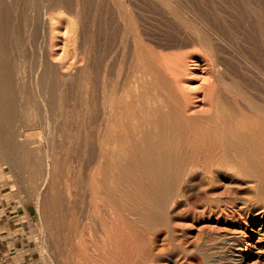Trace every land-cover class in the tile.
I'll return each mask as SVG.
<instances>
[{"label":"bare ground","instance_id":"1","mask_svg":"<svg viewBox=\"0 0 264 264\" xmlns=\"http://www.w3.org/2000/svg\"><path fill=\"white\" fill-rule=\"evenodd\" d=\"M88 1L41 0L37 22L51 47L29 76L13 23L18 18L10 17L12 0H0V168L8 167L14 182L21 173L24 183L36 181L31 199L37 210L20 209V203L0 208L7 254L21 263L32 238L40 256L25 264H178L179 252L165 255L158 247L176 240L172 225L181 205L200 223L216 214L217 220L239 216L263 226L264 0H240L252 6L250 40L261 43L251 53L249 35L234 17L202 13L196 0H96L98 18L92 24H87ZM28 22L30 34L36 20ZM62 23L73 24L83 36L80 52L86 46L89 59L90 47L99 49L100 108L83 98L92 67L77 64L80 57L75 52L69 57L65 48L55 58L53 41ZM199 70L206 75L197 87L189 80ZM242 73L257 77L260 94ZM76 89L79 110L66 104ZM86 120L96 122L98 138L95 143L85 138L83 157L71 163L68 146L61 157L29 131L52 126L53 136L65 135L64 146L79 143ZM63 166L69 168L64 174ZM217 190L235 194L228 201ZM79 193L83 214L75 205ZM25 220L32 227L28 237ZM220 239L217 249L238 245L230 261L227 254L223 259L240 264L246 239L228 233ZM216 256L206 262L218 264Z\"/></svg>","mask_w":264,"mask_h":264},{"label":"rangeland","instance_id":"2","mask_svg":"<svg viewBox=\"0 0 264 264\" xmlns=\"http://www.w3.org/2000/svg\"><path fill=\"white\" fill-rule=\"evenodd\" d=\"M219 1H222V2H219ZM12 2H13V4H12ZM12 2H10L11 5H10V3H8L9 4L8 6L9 7L11 6V8H12L11 11L14 12V13L11 12L14 15L10 14V17L13 18L15 16L14 18H18V19L20 18L19 20L17 19V22L15 21L13 23H14V27L18 28V29L16 28L18 30L16 34L20 40L19 45H20V50H22L21 53L23 54V52H24L23 63L25 65V73H28V71H30L28 75L30 76V74H31V76H32L34 74L33 73L34 71L31 69V67H33V68L36 67L37 63H38V61H36V60H39V57H41L42 54H43V57H46V52H48L50 47H51L50 46L48 48V45H50L49 44V38L46 35V33H44V31H42V29L39 28L40 23L37 22L38 18L41 16V13L39 10L41 7V0H15V1L12 0ZM196 2L199 4V6L201 8L200 12H202V13H205L206 11L209 12V10H210L209 14H211L213 12L214 14L222 16V17H225V16H228L231 18L234 17V18H232V20L234 19L233 20L234 24H236V25L239 24V27H241V29L245 30L244 34L246 36L249 35L248 37H245V35H244V37L247 40V41L245 40L246 43L249 44L248 45L249 47H247V48H248V51L250 53H251L252 48H254V47L258 48L260 46V44H261L260 41L257 44L258 41L255 40L254 38H252L250 40V34L253 33L251 30V27H255V25L252 23V17H251L252 6L250 7L251 4L250 5L244 4V3L240 4L241 3L240 0L239 1L238 0H230V1L229 0H227V1H225V0H196ZM217 2H218V4H217ZM88 3H89L88 4L89 6L87 7V13H86L87 21H88L87 24H92L94 22V19L98 18V11H96V9H95L96 8V6H95L96 0H89ZM209 4H211V6ZM239 4L242 6H240ZM13 6L17 7V8H14ZM203 6L208 7V10H206V8ZM210 7H211V9H209ZM214 7H216L217 9H214ZM219 7H220V9H219ZM14 9L15 10L17 9V10L15 11ZM249 10H251V11H249ZM17 11L19 12V14ZM229 15H232V16H229ZM18 16H20V17H18ZM66 17H69L70 19H74V17L72 15H69V16L66 15ZM31 18H34L36 20V24H35L36 27L34 26L32 33L28 34L25 30L27 28H29V26L30 27L33 26L32 24H29V22H28ZM231 18H229V19H231ZM24 20L25 21L27 20V22H25ZM239 21H240V23H239ZM13 23H11L10 25L13 26ZM24 23H28V24H24ZM241 23H244V25H243L244 28L240 25ZM246 23L247 24L249 23V24L247 25ZM260 25L262 27H264L263 24H260ZM245 26H247V27H245ZM248 26H249V28H248ZM67 29H69V30L67 31ZM66 31H67V33H66ZM63 33H66V35L65 34L63 35ZM246 33H248V35ZM57 34H59V35L53 41L54 42V49H55L54 52L58 51L57 54L55 55V58L59 59V57L62 56L61 54L63 53V49L65 48L66 52L68 51V53H69V57L72 55L74 56L75 53L78 55L77 58L80 57V58H78L79 60H78L77 64L90 65L92 67V70L90 69L91 72L89 71L90 75H91L90 80L89 81L85 80L86 82H85V84H83V98L88 97L89 100H95V102L92 103V106L94 108H100L98 106H100L101 104L98 101H100V99H101L100 93L102 92L103 87L101 84L102 78L100 76V73L102 70L100 69L101 59L99 61V55H98L99 49L96 46L90 47L91 49L93 48L92 49V58H90V59L87 57V55L89 53V49H87L86 46L83 47V53H81L80 51H81L82 46H83V36L80 37L78 35V32H76V31L74 32L73 24L68 25V28H67L66 24L62 23L60 30ZM65 38H67V39H65ZM248 39L250 41H248ZM245 41L243 43L244 44L243 49L247 50V48H244V46H247V45H245L246 44ZM252 42H253V45H252ZM254 42L257 45L255 44V46H254ZM74 48H76V50ZM69 50H70V52H69ZM72 50H74V51H72ZM71 52H73V53L75 52V53L71 55L70 54ZM84 52H86V53H84ZM95 53H97V54H95ZM109 71L113 72L111 65L109 67ZM197 72H198V74L194 75L191 78V80H189V82L192 83V85H197V87H198L203 82L202 74L206 75V72L204 73L201 70H199ZM242 75H244L243 76L244 79L245 78L249 79V80L245 79L246 82L247 81L249 82L250 79H252V80L254 79L253 82L251 80V85L252 86L254 85L252 92L254 90V92L255 91L258 92L257 95L260 94L261 91H259V88L261 87V85H259V87H258L257 83L256 84L254 83V82L258 81L257 77L255 78L251 73H245V74L242 73ZM245 75H246V77H245ZM28 82L30 83L31 81H28ZM29 83H28L29 88L34 90L35 87H32V86H34L33 82H32L33 85L29 84ZM249 84H250V82H249ZM258 84H260L259 81H258ZM254 88L255 89L258 88V89L255 90ZM80 89H82V88H80ZM199 90L203 91L202 89H199ZM35 91L36 90H34V92ZM76 91H77V89L75 90V92L70 91L69 95L72 97L68 98V99H70V98L71 99L68 100L69 102L67 101L66 104L69 103V106L71 105L70 108L73 107V105L75 104L74 108L76 107V110H77V108L79 110L80 104H79V106H77V104L79 102L78 99H80V98H79L78 94L76 93ZM35 95L38 98V93L37 94L35 93ZM201 96H202V94H201ZM76 98H78V99L76 100ZM74 100H76V101H74ZM39 105L37 103L36 106H38L40 108ZM83 107H84V105H83ZM38 111H42V108L38 109ZM96 118H97L96 114L93 113L91 121H96ZM83 124H84V126H82L83 127L82 134L78 136L79 143L67 142L68 144L64 145V146H62V143L65 142V135L53 136L52 135V128H53L52 126H49L47 124H42L38 127L36 126V127L32 128V130H29V131H32L33 133H35L34 135L37 137V140H39V142L44 141V144L47 147L52 148L53 146H55L60 151V152L59 151L58 152H59V154H61V157H64V155L61 151V148L63 150L65 148V146H68L66 149L67 158H68L69 163H71L72 160L75 159L76 157H83L85 138H88V139L90 138V141H92V143H95L93 141H96V139L98 138V135L95 134L96 133V122H95V124H91V123L89 124V120H86V123H83ZM85 124H87V125H85ZM85 131L90 132L91 134L86 136ZM66 138H67V136H66ZM59 145H60V147H59ZM93 146H95V145H93ZM66 168L69 169L68 167L63 166L62 167L63 170L62 169H59V170L62 171V173L64 174L66 172L65 171ZM9 171L10 170L8 167H1L0 168V208L3 207V209H5V208H7V205H9L11 207V206L16 205L17 203H20V205L18 206L20 209H24V208L30 209L34 214H36L37 210H36V207H34V205H33L34 200L31 199L32 198L31 190L34 188L36 181L33 180L31 182L24 183L23 178L25 179V175L21 173V175H19V176H17V175H15L16 177L14 176V178H18V179H15L16 181L14 182L13 180H11L12 177H11V174ZM218 186H220V188H218V189L221 191L227 189L226 186H223V185H218ZM219 190H217L219 192L217 194H219L221 196V198L229 199L228 201H230L232 198V195L235 194L233 192L228 193L226 191L221 192ZM18 191L20 193V196H16ZM11 192H12V194L10 195L9 193H11ZM220 193H223V194H220ZM224 193H227L228 195L224 194ZM80 194L81 193H79V195L77 194V196H80ZM82 194H81V196H82ZM77 198H76V201L78 202L80 200L81 202L78 203L79 205L75 204L78 207V208L77 207L76 208L78 209L79 213L81 212L80 214H83V212H82L83 211V201H82L83 196L81 198H78V199ZM185 207H187V205L186 206L181 205V206H179V208L177 207L176 210L178 211V213H177L178 218L173 221V225H172L173 236L176 238V240L173 237L172 239L175 241L171 240L172 244H171V241L165 240L164 241L165 244L164 243L163 244L166 247H163V244L159 245L158 249H160L161 246H162L161 250L163 248L166 249V250H163L164 252H162V253H164L165 255H167V254L174 255V253H175V255H176L179 252V254L181 256H180V258L178 256V258H179L178 264H209L208 262H206V259H208L210 257V255H212V256L217 255L216 260L220 261V262L218 261L219 262L218 264H224V263L227 264V262L230 261V258H229L231 256L230 254L231 253L237 254V252H235V251L237 250L238 245H236V244L234 245L232 243L233 244L232 246L234 248L232 246L227 245V246H229L228 248H226L228 250L221 249V248L217 249L218 247L216 248V246H219L222 244V243H220V241L222 239V238L220 239V237H223L224 233H228V236H234V237H239V238L241 237L243 239H246L245 244L247 245V247H245L243 250L244 258L243 257L241 258L242 262L241 261H236V262H240V264H264V251H263L264 250V238H263L264 237V229L260 228V227H264V225L261 226V224H260L261 222L253 220L252 218L246 219V218H242L239 216H236L235 218L231 217V216H229L227 218L220 217V219L217 220L216 214H215V215H211L210 220H206V221H203L202 223H200V221L198 219L190 218L191 213L188 212V210H187L188 207L187 208H185ZM79 209L82 211H79ZM226 211L230 212L228 209H226ZM186 213H187V215H186ZM22 224L28 226L27 231H24L25 236L28 237L29 235H31V228L32 227L27 220H25V222H23ZM202 225H205V226L202 227ZM5 232H6V227L2 223V221L0 220V264H25L27 261L26 258H28V257L39 258V256H40L39 252L36 249H34V246H36V245H34L35 241L32 238H29L30 241L31 240L33 241V242L29 243L30 245H32V247L25 253V256H23L24 259L21 261V263H17L14 260V257L12 254H7V251L9 250V246L5 243V240H4L3 235L5 234ZM24 234H22V236ZM260 236H261V238H260ZM166 242H168L170 244L168 245V243H166ZM173 243H176L175 247L174 246L172 247V245H174ZM226 243H227V240H226ZM253 243L256 244L258 247L252 246ZM227 244H230V243L228 242ZM16 249L17 248H14L15 251H16ZM169 249H172L171 253H170ZM261 250H262V252H261ZM181 252L183 254H181ZM224 254H227L225 256H226V259L227 258L229 259V261H227L228 259L227 260L223 259V257L225 258ZM183 255H185L186 257H184ZM183 258L184 259L186 258V260H184ZM222 259L224 262L221 261ZM182 260H184V261L180 262ZM191 260L193 263L191 262ZM27 263H28V261H27ZM37 264H42V263H40V261H38ZM171 264H173V263H171Z\"/></svg>","mask_w":264,"mask_h":264}]
</instances>
